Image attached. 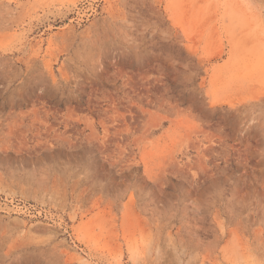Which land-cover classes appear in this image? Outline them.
I'll use <instances>...</instances> for the list:
<instances>
[{
	"label": "rangeland",
	"instance_id": "374dc122",
	"mask_svg": "<svg viewBox=\"0 0 264 264\" xmlns=\"http://www.w3.org/2000/svg\"><path fill=\"white\" fill-rule=\"evenodd\" d=\"M0 264H264V0H0Z\"/></svg>",
	"mask_w": 264,
	"mask_h": 264
}]
</instances>
